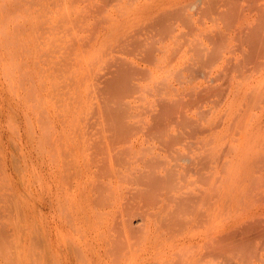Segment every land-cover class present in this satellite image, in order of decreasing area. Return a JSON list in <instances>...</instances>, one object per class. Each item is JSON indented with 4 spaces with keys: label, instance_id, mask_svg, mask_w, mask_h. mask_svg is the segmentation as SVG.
<instances>
[{
    "label": "rangeland",
    "instance_id": "rangeland-1",
    "mask_svg": "<svg viewBox=\"0 0 264 264\" xmlns=\"http://www.w3.org/2000/svg\"><path fill=\"white\" fill-rule=\"evenodd\" d=\"M253 2L0 0V264H187L264 201Z\"/></svg>",
    "mask_w": 264,
    "mask_h": 264
},
{
    "label": "bare ground",
    "instance_id": "bare-ground-1",
    "mask_svg": "<svg viewBox=\"0 0 264 264\" xmlns=\"http://www.w3.org/2000/svg\"><path fill=\"white\" fill-rule=\"evenodd\" d=\"M253 1L254 2L249 7V11L252 13L253 19L256 21L254 31L256 32L257 39L254 46V51H256L254 53L256 54V57L254 58L256 59V70H258L259 77L264 78V0ZM242 11V13H245L246 15L244 9ZM243 18H247V16H244ZM250 19L252 18L250 17ZM260 26H262L263 28ZM256 27L257 30L255 29ZM132 149L134 151H138V147L132 146ZM163 156V153L158 152L157 157ZM178 171L179 173L184 172L180 168L178 169ZM258 195L261 196L259 192ZM220 197L222 198V196L217 197L218 199L216 198L218 209H221L222 207V201H220L222 199ZM261 199L262 196L260 200L257 199L260 203L255 206L252 205L251 207H249V204L248 206L244 207L245 209H247L246 211L243 210L244 214L241 213L243 214L240 218L241 220L234 223L232 222V224L228 225L219 224L218 226L214 227H198L197 229H191L190 231H188L187 236L177 241L174 246L172 244H168V246H165V248L172 249L175 246L182 249L195 248L196 250L189 257L187 264H264V203H262L263 199ZM199 217L200 216L198 215L192 217L188 223L189 226L194 223L197 224L196 222L202 223L204 218ZM198 218L200 220H198ZM213 250H215L214 253L216 254V258L220 256L221 259L219 260V262V258H214L215 260L208 258V255H213ZM243 250L246 252H244Z\"/></svg>",
    "mask_w": 264,
    "mask_h": 264
}]
</instances>
